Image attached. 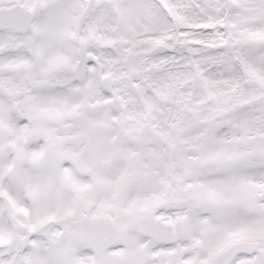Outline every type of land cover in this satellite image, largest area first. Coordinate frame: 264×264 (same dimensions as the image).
I'll list each match as a JSON object with an SVG mask.
<instances>
[{
    "label": "snow or ice",
    "instance_id": "6c2138e0",
    "mask_svg": "<svg viewBox=\"0 0 264 264\" xmlns=\"http://www.w3.org/2000/svg\"><path fill=\"white\" fill-rule=\"evenodd\" d=\"M0 264H264V0H0Z\"/></svg>",
    "mask_w": 264,
    "mask_h": 264
}]
</instances>
